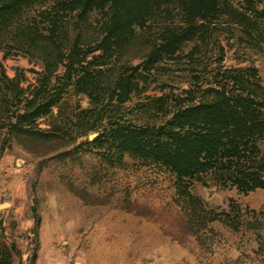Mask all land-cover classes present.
Returning <instances> with one entry per match:
<instances>
[{
    "label": "rangeland",
    "instance_id": "1",
    "mask_svg": "<svg viewBox=\"0 0 264 264\" xmlns=\"http://www.w3.org/2000/svg\"><path fill=\"white\" fill-rule=\"evenodd\" d=\"M81 2L18 0L0 27V69L18 86L0 84V242L12 264H264V189L241 193L194 180L186 191L201 211L191 215L194 205L167 168L99 135L109 120L159 124L167 110L154 99L169 100L193 82L203 87L218 67L253 68L264 89V26L249 43L228 18L213 20L205 44L183 45L117 105L106 99L117 75L182 25L196 0H95L85 12ZM115 9L128 25L88 94L75 85L85 70H73L80 57L99 53L92 50Z\"/></svg>",
    "mask_w": 264,
    "mask_h": 264
},
{
    "label": "trees",
    "instance_id": "2",
    "mask_svg": "<svg viewBox=\"0 0 264 264\" xmlns=\"http://www.w3.org/2000/svg\"><path fill=\"white\" fill-rule=\"evenodd\" d=\"M23 1L31 4L35 0ZM94 1L82 0L81 11L93 6ZM243 1L246 5L243 8L235 4L239 10L230 1L223 0H196L195 5L187 6L182 25L164 31L139 64L117 75L106 93L107 101L123 105L138 85L153 81L150 80L153 73L163 69L166 61L175 57L183 45L192 41L205 44L210 38L213 20L228 18L229 23L237 26L249 43H253L262 35L259 29L264 26V7L257 9L252 0ZM17 2L0 0V27L8 23L10 7ZM126 25L128 18L124 12L115 9L104 36L92 50L99 53L92 54L90 60H85L84 56L77 60L73 71L84 69L85 73L82 79L77 77L76 86L88 94L94 92L98 86L96 75L100 67L114 61V50L121 47L117 41L118 29ZM71 67L72 62L68 60L67 69ZM212 78L203 87L193 82L189 89L170 96L169 100L154 99L157 110H167L164 114L167 118L159 124L136 125L109 120L108 128L106 126L99 134L118 142L124 152L141 160L151 159L167 168L178 188L188 197L187 203L194 205L188 208L191 215L201 211L186 191L194 180H208L241 193L264 189V89L256 71L250 67H218ZM0 84L7 90H18L14 80L7 78L1 69ZM51 96L54 98L55 94L47 95L45 100L50 104L54 102ZM260 215H264V211ZM0 264H12L11 249L3 242H0Z\"/></svg>",
    "mask_w": 264,
    "mask_h": 264
},
{
    "label": "crops",
    "instance_id": "3",
    "mask_svg": "<svg viewBox=\"0 0 264 264\" xmlns=\"http://www.w3.org/2000/svg\"><path fill=\"white\" fill-rule=\"evenodd\" d=\"M52 257V258H51ZM50 259L54 262V257L53 255H50ZM40 263V259L38 258L37 261H36V264H39ZM50 264H53V263H50Z\"/></svg>",
    "mask_w": 264,
    "mask_h": 264
}]
</instances>
